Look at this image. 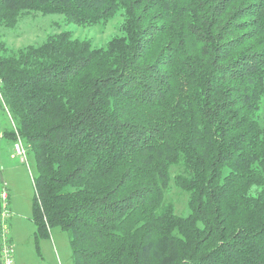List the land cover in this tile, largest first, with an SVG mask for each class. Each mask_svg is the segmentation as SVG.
Wrapping results in <instances>:
<instances>
[{
  "label": "trees",
  "instance_id": "trees-1",
  "mask_svg": "<svg viewBox=\"0 0 264 264\" xmlns=\"http://www.w3.org/2000/svg\"><path fill=\"white\" fill-rule=\"evenodd\" d=\"M33 13L123 19L104 47L0 38V141L35 158L36 240L66 232L74 264H264V0H0V27Z\"/></svg>",
  "mask_w": 264,
  "mask_h": 264
},
{
  "label": "rangeland",
  "instance_id": "rangeland-1",
  "mask_svg": "<svg viewBox=\"0 0 264 264\" xmlns=\"http://www.w3.org/2000/svg\"><path fill=\"white\" fill-rule=\"evenodd\" d=\"M123 19L117 17L93 26H78L65 21L60 15L44 16L33 13L23 17L13 29L0 27V38L9 52H18L29 46H41L49 37L63 32L72 34L74 39L90 41L95 47H104L112 38L120 35ZM256 119L264 129V98L256 114ZM0 122L3 123L0 114ZM24 144V143H23ZM25 146V145H24ZM26 148V147H25ZM13 145L0 141V170L4 181L7 200L4 202V226L14 247L15 264H74L70 239L66 232L56 228L48 237L36 240L33 200L35 197L34 177L37 176L36 161L28 154V163L20 157H13ZM178 168L172 174L178 173ZM167 201L174 205L179 216H188L189 195L171 183Z\"/></svg>",
  "mask_w": 264,
  "mask_h": 264
},
{
  "label": "built area",
  "instance_id": "built-area-1",
  "mask_svg": "<svg viewBox=\"0 0 264 264\" xmlns=\"http://www.w3.org/2000/svg\"><path fill=\"white\" fill-rule=\"evenodd\" d=\"M14 151L15 156L20 157L23 162L28 163V152L20 138H18L17 142L14 144ZM1 197L5 202L8 198L7 193L3 191ZM4 217L5 214L3 213V230L0 237V264H15L14 247L5 229Z\"/></svg>",
  "mask_w": 264,
  "mask_h": 264
},
{
  "label": "crops",
  "instance_id": "crops-1",
  "mask_svg": "<svg viewBox=\"0 0 264 264\" xmlns=\"http://www.w3.org/2000/svg\"><path fill=\"white\" fill-rule=\"evenodd\" d=\"M13 150H14V147H13ZM15 157V151H14V154L12 155V158ZM1 166V165H0Z\"/></svg>",
  "mask_w": 264,
  "mask_h": 264
},
{
  "label": "water",
  "instance_id": "water-1",
  "mask_svg": "<svg viewBox=\"0 0 264 264\" xmlns=\"http://www.w3.org/2000/svg\"><path fill=\"white\" fill-rule=\"evenodd\" d=\"M3 180V179H2Z\"/></svg>",
  "mask_w": 264,
  "mask_h": 264
}]
</instances>
